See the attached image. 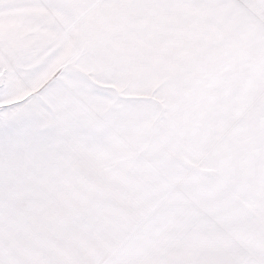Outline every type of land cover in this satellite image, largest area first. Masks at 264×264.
Returning a JSON list of instances; mask_svg holds the SVG:
<instances>
[{
    "label": "snow or ice",
    "instance_id": "obj_1",
    "mask_svg": "<svg viewBox=\"0 0 264 264\" xmlns=\"http://www.w3.org/2000/svg\"><path fill=\"white\" fill-rule=\"evenodd\" d=\"M0 264H264V0H0Z\"/></svg>",
    "mask_w": 264,
    "mask_h": 264
}]
</instances>
